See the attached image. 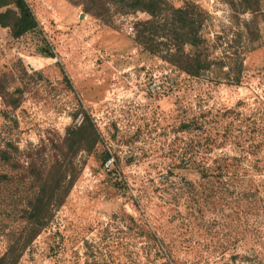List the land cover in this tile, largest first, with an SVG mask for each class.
Returning <instances> with one entry per match:
<instances>
[{"label": "rangeland", "instance_id": "1", "mask_svg": "<svg viewBox=\"0 0 264 264\" xmlns=\"http://www.w3.org/2000/svg\"><path fill=\"white\" fill-rule=\"evenodd\" d=\"M26 1L37 30L0 26V257L30 228L36 172L70 160L66 131L88 115L98 141L15 264H264V0L247 32L252 13L228 0H168L201 10L210 68L198 77L135 42L145 11L110 8L105 22L88 0ZM222 156L235 158L228 173Z\"/></svg>", "mask_w": 264, "mask_h": 264}, {"label": "trees", "instance_id": "2", "mask_svg": "<svg viewBox=\"0 0 264 264\" xmlns=\"http://www.w3.org/2000/svg\"><path fill=\"white\" fill-rule=\"evenodd\" d=\"M228 3L241 12L252 13L251 20L244 23L247 32L250 24L254 21V14L258 11V0H228ZM110 8H114L117 12H125L130 9L145 11L148 18L135 23V42L149 53L160 56L162 60L177 70L189 76L198 77L210 68L205 38L201 32L203 17L196 4L185 3L176 7L168 0H88L84 10L96 18L108 22ZM0 26L8 28L11 36L18 38L27 32L37 30L39 24L26 0H0ZM44 54L46 56L53 55L50 50H44ZM97 141L98 133L88 115L84 116L78 126L67 129L64 137L67 151L64 155L70 153V160L64 163L62 161L64 158L62 160L54 158L43 179L41 178L42 173L39 170L36 172L39 186L33 192L31 200L24 209L30 228L27 234L18 240V247L15 244L9 246L0 257V263L4 264V260L11 256L10 264H15L23 250L48 224L53 216V211L63 203L76 180L73 167L77 152L81 149L90 151ZM110 157V154L106 153L102 159L106 161ZM234 159L222 156L219 158L222 163L216 159L213 160V163L217 170H224L228 173V168L234 167V164L231 163V160ZM181 161L185 164L183 166L185 168L191 165L189 158H183ZM195 165L199 168L203 178L208 179L209 175L213 174V171L209 172L208 166ZM171 169L160 183L164 191L174 183L176 185L175 180L170 179ZM242 172L245 173L246 170L243 169ZM240 178L245 183L254 181L252 177L246 178L245 174H242ZM115 185L120 187L121 184L116 182ZM254 194L250 191V195ZM249 197L247 195L246 199ZM257 199L260 202V214L264 218V198L258 197Z\"/></svg>", "mask_w": 264, "mask_h": 264}, {"label": "built area", "instance_id": "3", "mask_svg": "<svg viewBox=\"0 0 264 264\" xmlns=\"http://www.w3.org/2000/svg\"><path fill=\"white\" fill-rule=\"evenodd\" d=\"M109 162H106V165H108Z\"/></svg>", "mask_w": 264, "mask_h": 264}]
</instances>
